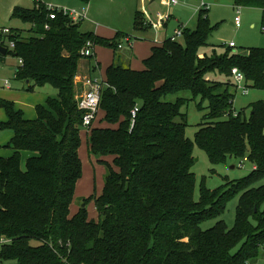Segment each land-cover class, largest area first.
<instances>
[{
    "label": "trees",
    "instance_id": "obj_1",
    "mask_svg": "<svg viewBox=\"0 0 264 264\" xmlns=\"http://www.w3.org/2000/svg\"><path fill=\"white\" fill-rule=\"evenodd\" d=\"M233 1L235 7L264 11V0ZM33 3L32 8H13L14 17L31 24V34L12 28L9 35L0 33V44L4 38L14 42L7 55L22 59L15 78L27 83L26 91L50 84L57 95L38 104L33 119L25 117L14 101L0 97L7 116L0 120V131L13 134L5 145L13 153L0 155V260L255 264L264 251V100L252 102L247 116L244 109L234 108L230 86H237L231 78L237 67L248 87L264 88V47H249L248 54L230 49L219 54L214 49L211 55H200L217 28L208 9H200L195 28H184L179 41L168 38L154 45L144 68L137 70L121 63L117 54L126 33L107 38L84 32L80 22L57 9L51 19L53 10L44 0ZM133 26L136 31L144 28L141 10L136 11ZM88 42L93 51L99 45L111 47L115 57L101 89L100 110L107 126L93 124L87 134L89 156L104 165L105 176L101 194L82 197L72 214L77 182L83 175V111L77 105L75 80L80 60L93 59L94 54L81 55ZM7 55L0 53V61ZM209 72L227 80H209ZM182 91L200 98L199 109L208 108L195 142L210 162L235 157L256 165L239 180H227L214 190L203 187L199 200L194 198L196 177L191 168L194 142L186 134L187 114L182 112L188 99H168ZM136 105L139 110L133 119ZM23 151L31 153L24 167ZM238 195L233 227L224 220L201 227L221 216ZM91 200L97 220L89 218Z\"/></svg>",
    "mask_w": 264,
    "mask_h": 264
},
{
    "label": "rangeland",
    "instance_id": "obj_2",
    "mask_svg": "<svg viewBox=\"0 0 264 264\" xmlns=\"http://www.w3.org/2000/svg\"><path fill=\"white\" fill-rule=\"evenodd\" d=\"M58 7H71L69 4H76L78 0H53ZM91 1V0H90ZM207 3L208 14L210 21L217 28L210 35L207 45L200 49V55H211L216 49L217 53H224L230 49L232 53L248 54L249 47H264V31L262 27L263 9L260 7H235L233 0H204ZM136 0H93V10L90 13L89 19L85 20L84 25L93 30H98V34L107 38H113L115 30L119 28H130V33L133 35L134 54L131 46L124 42L122 48H119L117 54L122 58L125 65L129 64L130 58L134 55L132 66L138 69L144 67L143 60L151 55L154 41H159L167 35H171L175 28H178V22L186 28H195L197 24L198 11L201 4L196 0H181L178 5H173L170 0H138L136 9L145 11L144 28L150 27L148 32H139L134 29V19L132 13L133 3ZM33 0H0V26L20 29L24 35L31 34V24L23 22L20 18L13 16L14 6L25 8L33 7ZM78 5V4H77ZM134 9V11L136 10ZM79 10V9H78ZM133 11V12H134ZM160 14V15H159ZM147 15V16H146ZM170 20H166L168 16ZM240 15L242 26L237 28L232 24L234 18ZM149 21H148V19ZM166 20L158 25L159 21ZM152 22V23H150ZM143 28V29H144ZM12 30V29H11ZM81 30L84 26L81 25ZM13 33V31L11 32ZM134 34L140 37L135 40ZM8 39L4 38V43ZM230 41L235 42V47L229 48ZM2 44L5 46V44ZM97 59L101 62V66L97 67L92 74L93 79L102 82L105 78V70L110 63L113 50L111 47L99 45L95 48ZM84 60V59H83ZM19 63V59L12 53L6 56L5 62L0 61V97L6 98L14 96L15 104L21 106L29 104L24 98V94L36 97L39 93L57 95V89L50 84L42 87H35L34 91H26L27 83L15 78V69ZM92 68L94 63L91 64ZM84 73L77 74V77L86 78ZM209 80L226 81L225 75L217 72H209L206 74ZM232 78V77H231ZM8 80L11 86H5L4 82ZM76 81V80H75ZM234 82H236L233 79ZM80 78L77 79L76 97L83 93L85 87ZM231 92L235 93L234 108L236 111L245 110L247 116L250 115L249 105L257 100H264V88L249 87L247 92L240 87L230 86ZM34 93V94H32ZM17 94H21L22 99H19ZM178 97L187 98V102L182 106V112L187 114L188 126L186 129L187 136L194 142L193 156L194 163L192 171L195 173V200H199L202 193V188L214 190L225 184L227 180H239L248 175L252 170V164L249 161H244L243 166L240 165V160L235 157H229L224 161L212 164L207 153L202 150L195 142L196 132L199 129V124L204 121V115L208 112V108L199 109L197 104L200 98L193 99L191 92L182 91L168 97L171 101H175ZM27 102V103H26ZM208 105L204 103V107ZM26 108V106H24ZM23 107V108H24ZM6 116L5 111L0 108V120ZM98 116L103 117V111H99ZM6 132V131H5ZM5 132L0 131V155L8 154L12 150L4 146L6 140ZM82 145L80 155L83 161V175L77 182L75 191V200L71 205L72 213H76L80 206L79 202L82 197H89L91 194H101L104 186L105 167L102 163H98L94 156L90 157L87 147V134L82 128L81 130ZM7 144V142H6ZM7 156V155H5ZM25 161L23 159V167ZM240 195L232 198L227 205L225 212L214 219H209L201 224L203 229L212 227L219 220H224L229 228L233 227L236 220V209ZM83 204V203H82ZM88 214L90 219H98V212L93 200L87 204ZM264 208V204L262 206ZM2 242H0L1 250ZM0 264H16L14 260H0ZM255 264H264V251L259 255Z\"/></svg>",
    "mask_w": 264,
    "mask_h": 264
},
{
    "label": "built area",
    "instance_id": "obj_3",
    "mask_svg": "<svg viewBox=\"0 0 264 264\" xmlns=\"http://www.w3.org/2000/svg\"><path fill=\"white\" fill-rule=\"evenodd\" d=\"M196 1L200 2V4H201L200 9H208L207 3L204 0H196ZM170 2L173 5H177L180 1L179 0H170ZM47 6L49 9L53 10L49 15V17L51 19H54L56 17V12H54V10H56V9L59 11H62L64 14L69 15L72 18V20L75 22H79L86 17V9L85 8H83L81 11H79L77 9L58 7V6H54L52 4H47ZM237 8H240V7H237ZM148 21H149V19H148ZM163 22H164V20L159 21L158 25L163 24ZM150 23H152V22H150ZM234 26H236L237 28H240L242 26V21H241L240 15H237L234 18ZM11 29L12 28H10V27L0 26V33L4 34V35H9L12 32ZM183 29L184 28H182V27L179 29H176L174 34L170 37V39L172 41H179L183 37ZM262 30L264 31V25L262 27ZM126 40L128 41L129 39L126 38ZM5 44L7 45L6 47L8 49L9 48L13 49L15 47L14 42L9 40V39L7 40V42H5ZM235 45L236 44L234 41H230V43H229L230 47H235ZM119 47H121V43H119ZM93 54H94L93 45L91 42H88L86 47H84L81 50V55L82 56H90ZM22 63H23L22 59H19V64H22ZM232 75H233L234 80L236 81V84L238 85V87L242 88L244 90V92H247L246 77H245L244 73L242 71H240L237 67H235L232 69ZM77 78L78 77H76V79ZM80 80L83 81L85 89H84L83 93L77 95V97H76L77 105H78V108L83 111L82 128L89 132L91 127L93 126L95 120L98 117V113L100 110L101 89H102L104 82L103 81L100 82L97 79H93L90 76L86 77L84 79L80 78ZM4 84L7 87L10 86V82L8 80H5ZM138 110H139V107L137 105L132 109L131 115H132L133 119L136 117ZM244 161H247V160L244 159V160L240 161L241 166H243ZM255 167H256V165H252V168H255ZM262 247L264 250V244L262 245Z\"/></svg>",
    "mask_w": 264,
    "mask_h": 264
},
{
    "label": "crops",
    "instance_id": "obj_4",
    "mask_svg": "<svg viewBox=\"0 0 264 264\" xmlns=\"http://www.w3.org/2000/svg\"><path fill=\"white\" fill-rule=\"evenodd\" d=\"M79 1V0H78ZM108 1H111V0H108ZM180 2L178 3V4H180L181 3V0H179ZM44 2L45 3H47V4H52V5H59V4H56L53 0H44ZM137 2H138V0H136V2H134L133 3V8H132V13H131V16L133 15V19H134V16H135V13H136V11L137 10H140V9H136L135 7H136V5H137ZM234 2V1H233ZM78 4V5H77ZM93 0H91L88 4H84V3H82V2H78V3H76V4H74V3H72V4H69V5H71L72 6V8L73 9H79V11H81L83 8H85L86 9V17L83 19V20H81V21H79L80 23H81V25H83L84 26V32H88V31H90V32H94L95 34H98L99 32H98V30L96 29V30H93V29H91V28H88V27H86L85 25H84V22H85V20H88L89 19V15H90V13L92 14V10H93ZM177 4V5H178ZM34 6V5H33ZM15 7V6H14ZM32 8V7H31ZM67 8H71V7H67ZM134 9H136L135 11H134ZM134 11V12H133ZM142 12H144L145 13V11H143V10H141ZM200 11V10H199ZM199 11H198V15H199ZM209 11V10H208ZM263 13H264V11H263ZM146 14V13H145ZM160 15V14H159ZM198 15H197V19H198ZM264 15V14H263ZM147 16V15H146ZM208 16H209V14H208ZM170 18H171V16L169 15L167 18H166V20H170ZM166 20L163 22L165 25H167V22H166ZM263 21H264V18H263ZM232 24L234 25V21L232 22ZM178 28H175V30L176 29H179V28H186L185 26H183V24H181L180 22H178ZM197 25V24H196ZM130 28H119V29H117V30H115V34L117 33V32H119V31H121V32H124V33H126L127 35L124 37V38H122V40L120 41V43H121V47H119V48H122V45H123V43L124 42H127L128 43V45H130L131 46V49H132V53L134 54V46H133V35H132V33H130V30H129ZM150 29V27H147V28H144V29H142V30H139V32L141 33V32H143V33H145V32H148V30ZM175 30H174V32H175ZM174 32L171 34V35H167V36H165L163 39H161V40H159V41H154V44H153V46L154 45H156V44H162L165 40H167L168 38H170L173 34H174ZM98 35H101V34H98ZM115 36V35H114ZM134 37H135V40H137V39H140V37H138L137 35H135L134 34ZM126 38H128L129 40L127 41L126 40ZM152 46V47H153ZM97 47V46H96ZM95 47V48H96ZM119 57V59L121 60V63H123L124 65H125V63H124V61H122V58L120 57V56H118ZM149 57V56H148ZM114 51H113V56H112V59H111V61H110V63L108 64V66L114 61ZM5 60H6V57L3 59V60H1V62H5ZM133 60H134V55L130 58V62H129V64L127 63V65L126 66H130L131 68H134V69H137V70H141V69H138V68H135V67H133L132 66V62H133ZM144 61V60H143ZM92 63H94V64H98L97 66H96V68L97 67H99V66H101V62L97 59V53H96V50L94 49V55H93V59L91 60V61H89L88 59H81L80 60V62H79V74H82V73H84L85 75H88V76H86V77H92V74H93V72L95 71V70H93V68H92ZM19 64V63H18ZM18 66V65H17ZM17 66H16V68H17ZM107 66V67H108ZM106 67V68H107ZM144 68V67H143ZM142 68V69H143ZM106 71V70H105ZM15 76H16V69H15ZM78 78H81V77H78ZM77 78V79H78ZM105 78H106V75H105ZM77 79H76V83H77ZM232 79H234V77H233V75H232ZM105 81V80H104ZM103 81V82H104ZM83 83V82H82ZM77 85V84H76ZM237 85V84H236ZM10 86H11V84H10ZM236 87H238V85L236 86ZM248 86H247V91H248ZM32 94H34V93H32ZM17 96L19 97V99H22V97H21V94H17ZM36 97H33V96H30V95H28V94H24V98L26 99V101H28V103L29 104H23V105H21V106H19V105H17L16 104V106L18 107V108H20V109H22L23 111H24V114H25V117H27V118H30V119H33V118H36V116H37V114H36V106L38 105V104H45L46 103V100H47V98L49 97V96H51V95H49V94H42V93H39L38 95H35ZM1 97H4V96H1ZM6 99H8V100H11V101H14V102H16V98L14 97V96H10V97H7L6 96ZM27 103V102H26ZM24 106H26V108L24 107ZM24 107V108H23ZM100 111V110H99ZM102 111V110H101ZM103 116H104V112H103ZM7 119V116H5L4 118H2L1 120H6ZM96 126H107V123L106 122H104L103 121V117H100V116H98L97 117V119H96V121L94 122V127H96ZM85 130V129H84ZM86 131V134H88L89 132L87 131V130H85ZM5 134H6V136H5V138H6V140L3 142L4 143V146L6 145V142L8 143L9 142V140L11 139V137H12V132L11 131H6L5 132ZM13 153V151H11V152H9L8 154H4V155H2V156H5V155H7V156H10L11 154ZM22 155H23V159H24V161L26 160V158L27 157H29L30 155H31V153L29 152V151H23L22 152ZM73 214V213H72Z\"/></svg>",
    "mask_w": 264,
    "mask_h": 264
},
{
    "label": "water",
    "instance_id": "obj_5",
    "mask_svg": "<svg viewBox=\"0 0 264 264\" xmlns=\"http://www.w3.org/2000/svg\"><path fill=\"white\" fill-rule=\"evenodd\" d=\"M7 52H8V48L6 46L0 44V53L5 56V55H7ZM119 64H121V63H119Z\"/></svg>",
    "mask_w": 264,
    "mask_h": 264
}]
</instances>
